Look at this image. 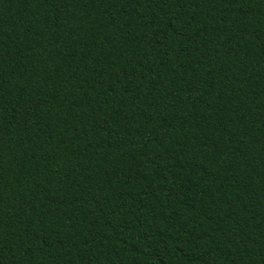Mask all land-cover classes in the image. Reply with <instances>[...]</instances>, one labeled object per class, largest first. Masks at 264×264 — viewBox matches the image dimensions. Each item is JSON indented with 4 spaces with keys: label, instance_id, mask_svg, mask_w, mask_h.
Listing matches in <instances>:
<instances>
[{
    "label": "trees",
    "instance_id": "1",
    "mask_svg": "<svg viewBox=\"0 0 264 264\" xmlns=\"http://www.w3.org/2000/svg\"><path fill=\"white\" fill-rule=\"evenodd\" d=\"M0 264H264V0H0Z\"/></svg>",
    "mask_w": 264,
    "mask_h": 264
}]
</instances>
